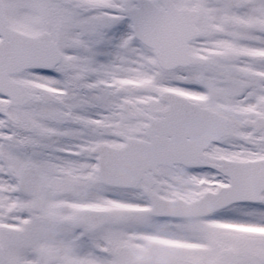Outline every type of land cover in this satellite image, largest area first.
<instances>
[{
  "label": "snow or ice",
  "instance_id": "snow-or-ice-1",
  "mask_svg": "<svg viewBox=\"0 0 264 264\" xmlns=\"http://www.w3.org/2000/svg\"><path fill=\"white\" fill-rule=\"evenodd\" d=\"M0 264H264V0H0Z\"/></svg>",
  "mask_w": 264,
  "mask_h": 264
}]
</instances>
